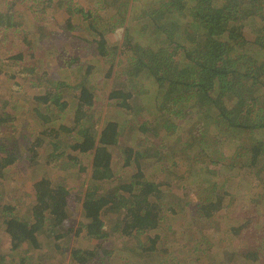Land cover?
<instances>
[{"label":"trees","instance_id":"16d2710c","mask_svg":"<svg viewBox=\"0 0 264 264\" xmlns=\"http://www.w3.org/2000/svg\"><path fill=\"white\" fill-rule=\"evenodd\" d=\"M128 1L131 5L126 12L115 0H108L112 7L110 11L122 17L126 26L118 60L125 79L120 84L122 88H114L107 99L115 107L130 111L132 121L152 118L153 123L160 125L153 128L152 135L145 130L150 125L149 120L139 123L137 128L143 143L151 150L146 151L141 145L136 148L119 145V131L129 120L121 121V124L117 120L107 121L99 131L94 123L84 125L82 122L93 99L86 88L81 87L76 114L72 118L73 128L59 126V130L41 131L34 140L31 153L46 141L47 136L52 135L55 138L51 142L54 150L45 163L47 166L51 159L56 158L57 151L59 155L67 153L70 161L80 154H92L88 190L84 195L81 193L82 213L88 221L84 231L92 250L68 249L67 243H58L65 237L63 233L57 235V232L65 228L70 190L63 185L53 184L50 178H40L32 186L35 202L28 221L14 218L12 206L0 205V229L9 238L12 252L26 248L37 256L38 253L46 255V252L53 251L54 260L68 254L72 264H87L100 254H108L103 242L111 233L138 237L157 232L167 212L159 204L163 199L162 185L148 179L143 171L162 165L157 156L159 145L156 140L173 126L177 127L178 133L181 132V126L176 125V121L185 120L186 115L181 111L184 107L190 106L191 113L203 122L202 135L207 137L209 132L216 134V144L203 141L205 147L201 155L203 151L209 158L213 150L219 151L221 154L217 159L221 160L222 153L228 156V151L233 150L230 168L238 170L235 178L229 176L221 182L219 176L210 177L213 174L210 168L200 166L201 171L196 179L192 178L195 176L192 172L194 168L188 172L193 183L203 184L201 188L197 187L201 191L194 192L212 197L207 202H197L193 218L200 223L211 220L222 208L223 201L230 196L228 188L234 181L239 182L237 187L245 198L244 204L255 201L258 205L261 201L258 199L264 187V0ZM13 23L9 11L6 14L0 12V28L8 30L20 26V23ZM97 23H90L86 31L95 35L98 58L105 60L112 55L105 38V31L108 30ZM168 49L169 59H164L162 65H158L159 54H167ZM89 72L90 69L87 70ZM153 84L157 89L153 94L146 95L144 89ZM4 86L10 92L20 90L16 83L11 87L7 84ZM60 86L56 85L52 91L46 87L45 93L33 97V122L39 128H44L50 121L43 111L56 109L60 113L66 112L67 102L59 91ZM5 106L6 101L2 104V107ZM14 121L15 115L0 112V125ZM60 133L68 136L74 134L76 139L72 136L73 142H66L63 146V141L58 139ZM168 153L169 149L166 150ZM182 153L184 157L172 161V165L185 164L190 159L195 162V167L200 162L192 149ZM173 154L175 156L177 153ZM117 157L123 159V169L133 166L135 173L126 180H117L110 191L100 194L102 183L114 179L112 165ZM143 158L147 162L141 166L140 159ZM16 161L13 154L1 158L0 176ZM209 163L213 166L216 164L213 161ZM178 170L181 176L185 174V170ZM216 183L220 185L215 187ZM189 194L188 189L183 192L184 199L191 204ZM79 197L76 199L79 200ZM171 212L175 213L173 210ZM105 217L110 218V230L105 227ZM261 223L264 222L261 220ZM46 234L54 236L50 238L51 241L49 238L45 239L46 242L40 240V236ZM58 254L62 255L59 257ZM256 256L257 253L253 252L246 258ZM17 264H27V260L21 258Z\"/></svg>","mask_w":264,"mask_h":264},{"label":"rangeland","instance_id":"374dc122","mask_svg":"<svg viewBox=\"0 0 264 264\" xmlns=\"http://www.w3.org/2000/svg\"><path fill=\"white\" fill-rule=\"evenodd\" d=\"M115 3L126 12L131 5L128 0H115ZM111 8L108 0H0V12L6 14L9 11L13 16V24L20 23L14 29L0 28V112L16 116V121L0 125V160L10 154L17 159L0 176V205L12 206L13 217L26 222L35 202L32 186L38 179L50 178L53 184L65 186L70 190L68 217L64 221L65 228L61 229L62 232L58 231L57 235H65L58 243H67L68 249L76 247L92 250V244L84 231L88 221L82 213L81 195L88 190L92 154H80L70 161L67 153L59 155L57 151L56 158L51 159L47 166L45 163L54 150L51 142L55 138L52 135L47 136L46 141L31 153L34 140L41 131L59 130V126L73 128L72 118L76 114L81 87H85L93 99V104L87 109L82 122L84 125L94 123L99 131L107 121L117 120L121 124V121L129 120L119 131L118 143L121 146L136 148L141 145L146 151H150L139 136L137 128L139 123L149 120L150 125L145 130L152 135L153 128L160 126L153 123L152 118L132 121L129 117L130 111L115 107L107 99L114 88H122L120 84L125 79L118 60L119 46L126 25L122 17L110 11ZM97 21V25L108 30L105 31V38L112 55L105 60L98 58L95 35L86 31L90 23ZM168 54L169 49L167 54H159L158 65H162L161 61L164 59H169ZM19 55L20 59L17 58ZM89 69L90 72L87 73ZM15 83L20 86V90L16 92H10L4 86L7 84L11 87ZM58 84H61L58 90L67 102V110L65 113L56 109L43 111L50 121L44 128H39L33 122L35 114L31 101L37 94L45 93L46 87L52 91ZM156 89L153 84L144 89V93L151 95ZM155 96L156 94L153 98ZM5 101L6 106L2 107ZM191 110L190 106L181 110L186 116L185 120L176 121V125L181 126L180 133L173 126V129L156 140L159 145L157 156L163 162L162 165L143 171L148 179H154L162 185L163 199L159 204L167 212L164 213L165 219L160 228L157 232L138 237H123L111 233L107 241L103 242L108 254H100L87 264H264V223H261V220L264 222V187L258 192L261 195L258 205L255 201V204H244L245 198L237 187L239 182L234 181L230 183L231 188H228L230 196L223 201L222 208L211 220L200 223L193 218L197 211V202H207L212 197H204L194 192L201 191L197 187L201 188L203 184L193 183L188 172L194 168L192 172L195 176L192 178L196 179L197 173L201 171L200 166L210 168L213 172L210 177L219 176L221 182L229 176L235 178L238 170L230 168L233 150L228 151V156L222 153L221 160L217 159L221 154L219 151L213 150L209 158L203 151L201 155V150L205 147L203 141L216 144V134L209 132L207 137L202 135L203 122ZM72 136L76 139L74 134L68 136L60 133L58 139L63 141L61 145L64 146L66 142H73ZM180 149L187 153L192 149L195 157L202 163L199 162L193 167L195 162L189 159L185 164L172 165V161L184 157ZM174 152L177 153L175 156ZM122 160L119 157L114 158V179L102 183L100 194L110 191L116 186L117 180H126L135 173L133 166L123 169ZM211 161L216 163L215 166L209 163ZM145 162L147 159H140L141 166ZM178 168L185 170L183 176ZM262 168L264 169V164ZM219 185L216 183L215 187ZM187 189L191 192L188 196L191 204L183 196ZM78 197L79 200L76 199ZM104 220L105 227L110 230V218L105 217ZM68 230L72 231L67 234ZM2 231L0 229V264H17L21 258L27 260V264H72L68 254L54 260L53 251L46 252V255L38 253L37 256L26 248L12 252L9 238ZM52 237L54 236L41 235L40 240L46 242L45 239L49 238L51 241ZM253 252L257 256L247 260L246 257ZM58 255L60 257L62 254Z\"/></svg>","mask_w":264,"mask_h":264}]
</instances>
